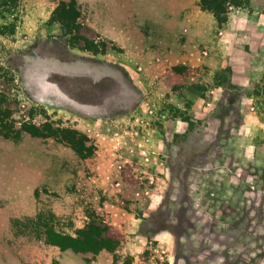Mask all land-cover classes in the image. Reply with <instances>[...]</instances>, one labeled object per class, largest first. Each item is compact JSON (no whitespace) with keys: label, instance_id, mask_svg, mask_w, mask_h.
Returning <instances> with one entry per match:
<instances>
[{"label":"rangeland","instance_id":"obj_1","mask_svg":"<svg viewBox=\"0 0 264 264\" xmlns=\"http://www.w3.org/2000/svg\"><path fill=\"white\" fill-rule=\"evenodd\" d=\"M60 1L0 0V119L55 132L0 135V264H264V162L238 137L218 143L234 107L194 117L211 79L177 65L172 0H77L98 52L49 22ZM89 220L113 252L103 235L93 252L45 241V227L75 236Z\"/></svg>","mask_w":264,"mask_h":264},{"label":"crops","instance_id":"obj_2","mask_svg":"<svg viewBox=\"0 0 264 264\" xmlns=\"http://www.w3.org/2000/svg\"><path fill=\"white\" fill-rule=\"evenodd\" d=\"M198 1L172 0L167 12L177 16V30L184 32L183 41L177 44V65L187 66L196 74L204 70L210 75H205L211 79L209 84L206 82L205 92L210 100L196 97L193 115L206 121L217 115L220 107H234L238 121L234 123L233 119L229 126V120L222 118L230 132L218 137V143L238 137L239 151L246 142L243 151L251 159L264 162V3L253 10L231 7L227 23L219 28L214 15L202 10ZM153 2L146 5L148 11L161 9L159 0ZM220 68L228 69L229 81L213 84L212 72ZM178 123L182 122L177 121V127ZM236 187L240 190L239 181Z\"/></svg>","mask_w":264,"mask_h":264},{"label":"trees","instance_id":"obj_3","mask_svg":"<svg viewBox=\"0 0 264 264\" xmlns=\"http://www.w3.org/2000/svg\"><path fill=\"white\" fill-rule=\"evenodd\" d=\"M12 1L15 2V0ZM246 1L247 0H199L198 5L202 10L208 11L214 15L220 28L227 23L228 8L230 9L233 6L244 7L242 5L243 3L246 4ZM80 15L79 3L77 0H61L52 10L49 22L58 24L63 36H67V40L72 44L81 42L80 48L83 50L98 52L99 49H105L106 42L103 40L96 41L94 38L91 39L84 34H79L78 30L84 25L79 22ZM5 28H8L9 33H13L14 24H11L10 28L6 26ZM1 31L5 33L4 30L1 29ZM223 71H226L228 75V69H223ZM221 73L223 72L221 71ZM227 75L225 76L226 78H219V84H226L229 81ZM4 97L1 96L0 99L5 102ZM12 126L1 118L0 135L4 137L13 135V137L17 139L21 136L22 132H27L33 137L41 138L55 135V132H53L52 127L48 123L44 124L42 127L33 123H23L19 130L14 129ZM66 138L69 142H72L68 137ZM75 150L78 151L77 148H75ZM106 231V225L101 220L97 222H92L91 220L87 221L83 227L75 230V236L56 232L49 227L44 228L45 241L47 243L57 245L61 249L71 248L75 252H93L95 250L94 242L96 243V241L101 238V235L104 236L102 237L101 247L113 252V250H115V242L106 237ZM116 260L117 258L113 256V261L115 263Z\"/></svg>","mask_w":264,"mask_h":264}]
</instances>
